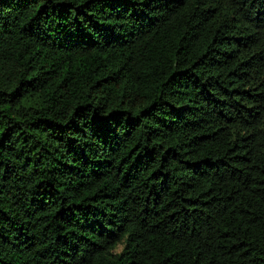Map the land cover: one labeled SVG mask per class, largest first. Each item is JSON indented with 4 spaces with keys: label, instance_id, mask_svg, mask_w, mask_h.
<instances>
[{
    "label": "trees",
    "instance_id": "16d2710c",
    "mask_svg": "<svg viewBox=\"0 0 264 264\" xmlns=\"http://www.w3.org/2000/svg\"><path fill=\"white\" fill-rule=\"evenodd\" d=\"M0 264H264V0H0Z\"/></svg>",
    "mask_w": 264,
    "mask_h": 264
}]
</instances>
